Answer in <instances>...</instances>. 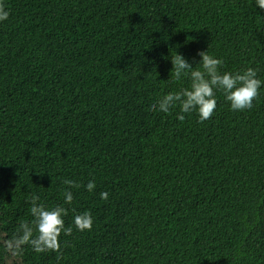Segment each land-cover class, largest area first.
Masks as SVG:
<instances>
[{
    "label": "trees",
    "instance_id": "obj_1",
    "mask_svg": "<svg viewBox=\"0 0 264 264\" xmlns=\"http://www.w3.org/2000/svg\"><path fill=\"white\" fill-rule=\"evenodd\" d=\"M0 242L26 198L66 209L55 251L0 264H264V9L255 0H0ZM209 47V48H208ZM253 68L252 107L149 104L176 51ZM164 57L161 59V57ZM73 200L64 204L63 181ZM92 180L93 191L84 185ZM106 191L108 198H100ZM89 211L90 229L72 216Z\"/></svg>",
    "mask_w": 264,
    "mask_h": 264
},
{
    "label": "clouds",
    "instance_id": "obj_2",
    "mask_svg": "<svg viewBox=\"0 0 264 264\" xmlns=\"http://www.w3.org/2000/svg\"><path fill=\"white\" fill-rule=\"evenodd\" d=\"M255 5L264 9V0H255ZM9 11L0 4V21L8 18ZM209 48V47H208ZM199 60L195 66L182 54L169 57L172 65L169 79L173 82L187 81L186 86L179 90L168 91L149 104V110L161 113H169L171 109L178 107L176 113L178 120L184 119L185 113L195 112L200 121L208 119L214 112L217 102V93H222L231 110L240 111L252 107L254 98L258 95V89L262 81L258 78L253 68L243 71L221 70L222 61L210 54L207 50L197 52ZM164 57L162 56L161 59ZM68 188L63 191L64 204H71L73 194L71 187H78L74 181H63ZM84 187L93 191L95 183L89 180ZM100 198L106 200L108 193L100 192ZM29 203L28 212L32 219L21 220L9 236H6L0 246L8 256L16 258L23 252L24 246H29L33 252L40 253L47 250L55 251L59 248V235H65L72 231V227H66L64 215L66 209L61 206H45L39 202V197L32 195L26 198ZM72 225L77 231L90 229L93 223L91 213L87 210L77 212L72 216Z\"/></svg>",
    "mask_w": 264,
    "mask_h": 264
}]
</instances>
